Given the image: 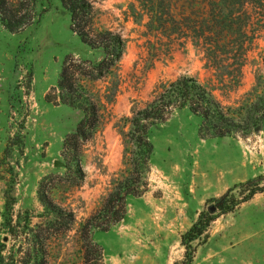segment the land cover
Segmentation results:
<instances>
[{"label": "rangeland", "instance_id": "rangeland-1", "mask_svg": "<svg viewBox=\"0 0 264 264\" xmlns=\"http://www.w3.org/2000/svg\"><path fill=\"white\" fill-rule=\"evenodd\" d=\"M95 26L118 31L125 49L106 77L86 83L101 99V121L79 149L76 162L65 154L63 142L82 118V112L45 99L55 85L65 56L98 61L103 52L90 48L71 29L70 15L60 0H37L47 7L39 19L18 33L0 24V243L14 244L7 229L5 190L12 186L14 220L29 227L45 226L50 215L39 201V184L57 204L74 213L69 230L49 239V264H80V224L101 204L123 171L124 135L132 113L143 107L157 88L185 74L210 87L224 103L239 105L264 79V12L250 45L241 81L220 89L202 49L191 40L165 55L149 26L146 11L136 0H92ZM32 73L30 89L27 78ZM240 77V76H239ZM111 99V101H107ZM200 118L188 109H175L153 125L148 188L127 197V212L108 230L91 238L103 251L104 264H180L181 235L200 212L215 219L199 239L192 264H264V188L232 211H213L216 198L234 185L240 198L253 185L264 186V121L246 138L201 137ZM80 184L75 186L74 183ZM7 253V252H5Z\"/></svg>", "mask_w": 264, "mask_h": 264}, {"label": "trees", "instance_id": "trees-1", "mask_svg": "<svg viewBox=\"0 0 264 264\" xmlns=\"http://www.w3.org/2000/svg\"><path fill=\"white\" fill-rule=\"evenodd\" d=\"M37 0H0V24L9 32L23 31L39 19L47 7L36 9ZM146 11L149 26L157 40L166 46L168 55L183 40L199 46L207 60L220 89H233L241 81L242 68L264 12V0H136ZM70 15L71 29L90 48L103 52L98 61L67 55L63 58L55 85L45 94L53 104L62 103L82 112L75 130L63 142L65 154L76 162V172L81 179L79 149L95 133L101 121V99L86 83L109 75L121 59L125 40L118 31L99 29L95 26V9L92 0H60ZM264 71V54L262 56ZM240 76V77H239ZM32 73L27 78L30 89ZM264 84V79H263ZM111 99H107V101ZM188 109L200 118L198 133L201 137H241L258 132L264 121V85L258 84L247 91L239 105L224 104L213 90L194 76L182 74L160 85L154 96L132 113L124 135L123 171L114 180L100 206L90 214L79 229L82 262L104 264L101 246L91 238L94 230H108L127 212V197L141 196L148 188V173L153 144L149 130L165 121L175 109ZM43 177L39 184V201L50 219L45 226L29 227L14 220V197L11 185L5 190L4 209L8 232L14 244L8 250L0 243V264H49L50 237H58L70 229L75 217L70 209L54 202L44 191ZM253 180L234 185L216 198L213 211L227 213L251 198L264 186L253 185L240 198L233 189L250 185ZM79 181L74 185L78 186ZM200 212L191 227L180 237L184 254L180 264H192L195 247L192 242L205 234L215 216ZM7 252V253H5Z\"/></svg>", "mask_w": 264, "mask_h": 264}]
</instances>
